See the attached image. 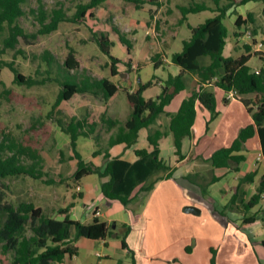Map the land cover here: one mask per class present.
<instances>
[{"label":"trees","instance_id":"16d2710c","mask_svg":"<svg viewBox=\"0 0 264 264\" xmlns=\"http://www.w3.org/2000/svg\"><path fill=\"white\" fill-rule=\"evenodd\" d=\"M104 1L79 2L71 15H68L62 6L47 11L41 3L36 8L30 9V13L38 22V28L34 32H27L19 23V18L25 14L22 7L25 0H0V37H2L3 47L15 49L20 39L23 41L36 39L38 35L57 30L61 22L78 23L85 19L87 14L92 17L94 13L91 10ZM129 1L135 3L136 7H139V2H144V0ZM211 1L213 6L204 2L178 6L182 19H186L188 13L204 10H210L213 15L194 26L187 25L190 30L189 37L182 40L181 49L173 52L170 57V61L177 65L180 71L176 75L168 74L161 83V91L157 96L147 99L143 96L144 90L153 84L155 76H152V79L146 83L139 82L132 92L126 91L131 110L123 122L119 123L117 119L106 117L104 111L100 113L99 118L95 115H88L89 112L79 117L71 115L67 119L55 116L61 112L62 104L71 100L75 94L90 93L95 98L100 97L106 102L119 88L108 77H95L85 73L79 76L74 75L73 73L80 67V61L74 57V51L70 48L63 64L58 65V72H62L60 76L62 80L56 77L55 81L59 83L60 89L45 117L55 118L56 124L69 135V147L73 158L76 159V169L73 173L75 182L89 173H97L101 177L106 176L108 179L101 183L103 195L109 200H118L123 205H127L137 194L150 191L157 181L171 178L173 176L171 167L159 156V139L165 133L158 128L148 130L147 140L151 149H135L136 159L133 162L117 156L110 157L108 151L105 150L103 152L105 162L102 169L100 166L85 161L76 146L78 137H88L91 131H95L101 124H105L108 129L114 127V132L106 141L107 146L117 143L132 145L137 140L138 131L154 124L156 118L165 113V106L176 94L186 88L185 74L196 78V87L181 101L177 111L169 114L168 130L173 135L177 160L184 158L182 141L185 137H191L196 105L209 112V118L205 122V131L208 128V122L219 114L216 110L213 87L225 93L234 92V98H238L251 114L252 122L242 126L228 146L214 150L205 161L209 162L212 167L238 171V164L244 160V156L237 152L242 150L244 143L255 135L259 138L261 154L264 157V65L258 73L251 70L247 64L251 57V45L249 44L245 45V53L238 57L223 54L228 35L227 26L223 22L227 10L232 6L243 5L249 1L264 2V0ZM262 11L264 14V8ZM247 18L253 22L252 13H248ZM245 22L240 16L235 20L237 26ZM112 30L129 52L132 42L125 32L114 24H112ZM92 38L101 51L110 57V75L119 74L117 63L120 60L110 54L113 42L108 35L104 32L98 34L92 31ZM255 54L262 56L260 51ZM41 57L48 67L45 72L49 73L55 59L47 49L43 50ZM158 57H160L158 53L152 56L155 68L161 62ZM13 64L12 61L5 62L13 73L14 82L18 85L31 87L51 79L49 76L38 79L32 75H25L19 72ZM247 94L253 96L246 99L243 95ZM224 102H227V98H224ZM98 153H101L100 149L93 151L94 155ZM43 163L42 155L35 148L7 138L0 140V253L10 255L9 264H56L66 256L75 254L76 248L72 242L77 238L103 239L112 233L110 227L97 217L89 223L71 218L68 211L73 206V202L58 209V213L62 216L60 219L49 215L31 200H5L4 190L7 184L4 180L6 178L28 176L40 179L45 174ZM254 175L255 171L251 170L239 178L225 206V209L243 213L244 223L254 222L263 216L258 213H249L254 205L264 200V170L258 179L256 191L247 196V185L253 181ZM186 178L193 181L192 174L187 175ZM218 178L213 175L207 183L214 182ZM47 183H52V180L49 182L47 180ZM200 187L204 190L206 186L200 184ZM76 197L80 198L81 193L73 196V198ZM121 244L124 248H128L124 237L121 239ZM261 245L264 248V238ZM210 251V264H215L216 250L210 247Z\"/></svg>","mask_w":264,"mask_h":264},{"label":"rangeland","instance_id":"374dc122","mask_svg":"<svg viewBox=\"0 0 264 264\" xmlns=\"http://www.w3.org/2000/svg\"><path fill=\"white\" fill-rule=\"evenodd\" d=\"M86 1L88 0H25L22 4L25 14L19 18V23L25 31L34 32L38 28V22L30 13V9H34L42 3L47 11L62 6L67 14L71 15L79 2ZM148 1L139 2V7H136L135 3L129 0H105L91 10L94 16L91 17L87 14L85 19L78 23L61 22L57 30L45 35H38L36 39L29 41L20 39L15 49L4 48L2 37H0V140L7 138L38 150L44 159L43 170L45 172L40 179L28 176L6 178L4 180L7 184L4 190L5 200H31L49 215L60 217L58 209L68 205L73 200V196L77 194L78 183L73 179L76 159L73 158L69 143L56 140L54 136L55 125H57L54 121L55 118L45 117L60 89L59 83L55 81L56 77L62 80L60 77L62 72H58V65L63 64L70 48L74 51V57L80 61V67L73 73L74 75L79 76L81 73H85L95 77H108L119 86V94L111 101L110 108L116 110L117 117L123 121L130 111L126 91L131 87H137L139 82L150 81L152 76L159 73L156 71L152 56L156 53L160 54L158 60L167 65L171 54L181 49V39L189 33L187 25L201 23L213 15L210 10H204L188 13L187 19H182L178 8L182 4L192 5L196 2H204L213 6L211 0ZM261 6L255 5L251 11L254 23L249 22L246 18L247 24L236 26L228 18H225L224 24L228 28L229 36L226 39L223 54L229 55L228 53H230L233 57H237L243 53L241 48L245 41L251 46L255 44V48L264 46V14ZM239 10H243V8ZM239 10L233 8L229 15H236ZM112 24L124 31L131 40L132 47L129 52L126 46L118 40L117 34L112 30ZM234 30L241 32L240 37L242 38L237 40L239 49L234 48L237 44H235L236 38L232 34ZM92 31L98 34L106 33L113 42L110 54L119 58L118 68L121 72H125L122 77L120 74L110 75V57L102 52L94 41ZM258 43H261V46H257ZM45 49L49 50L55 59L49 73L45 72L48 67L41 57ZM11 61L14 62L13 65L18 71L25 75H32L38 79L49 76L51 79L31 87L18 85L14 82L13 73L5 65V62ZM128 62L130 63L128 64ZM249 64L258 67L263 65L257 55L252 56ZM170 68H172V64ZM159 77L153 78L155 84L146 88L145 97L154 98L156 93H160L159 80L162 78ZM215 92L216 110L219 114L208 122V130L205 133L203 128L198 145H192L193 152L209 151L227 145L232 139L233 132L234 136L232 137L237 136V125H244L252 120L251 114L248 113L240 100L230 99L229 105L225 106L220 97V90L215 89ZM187 93L185 90L176 95L166 109L168 111L175 109ZM105 105L106 102L100 97L95 98L90 93L78 94L73 99L64 102L61 112L55 116L67 119L71 115L79 117L90 111L88 115H95L99 118L105 107V114H111V117H114L113 112ZM165 118V115L160 117L159 124L161 126L165 123ZM145 137L146 130L143 129L140 132L138 147L144 146ZM168 140L165 141L162 149V156L165 159L171 156ZM93 143L90 138L78 137L76 148L81 152L83 158L87 155L91 156L95 149ZM103 144H106L105 141ZM250 145L251 142L246 148H249ZM258 160H261L264 165L262 156ZM241 168L246 171L248 164L243 163ZM258 168H260L259 165ZM47 180L48 182L52 180V183H47ZM82 202L78 199L79 205ZM263 204L264 200L261 205ZM244 232L248 233V231ZM238 254L239 252H237V256H239ZM238 259L241 264H250L246 256H240ZM9 262L10 255L0 253V264H9Z\"/></svg>","mask_w":264,"mask_h":264},{"label":"crops","instance_id":"0c3cea01","mask_svg":"<svg viewBox=\"0 0 264 264\" xmlns=\"http://www.w3.org/2000/svg\"><path fill=\"white\" fill-rule=\"evenodd\" d=\"M150 1L152 2L153 0H149L148 2ZM255 5H262V10L264 8L263 1H249L243 5L230 7L227 10L226 18L234 24L238 16L245 21L248 13H252L251 11H253ZM233 8L235 10L243 8V10H239L236 15L231 16L229 14ZM247 19L249 22H252L249 18ZM252 23H254V19ZM243 24H247V21ZM190 25L194 26L193 24ZM254 31L255 30H253V32ZM188 32V35L182 38L181 42L183 39L189 37L190 30ZM240 33L241 32H236V30L232 33L236 38L235 44L237 40L242 38L240 37ZM228 36L229 31L227 37ZM246 44L248 43L245 41L242 48L240 47L243 49V53H245ZM254 45L251 46V57L247 62L253 71L260 70L264 65V59H261L264 58V46L262 45L261 48H255ZM257 46L259 45L257 44ZM234 48L239 49V44L237 43ZM259 51L262 56H257L262 61L263 65L261 67L250 65L249 61L252 59V56L256 55L255 52ZM228 54L229 55H224L232 56L230 53ZM171 64L172 68H170ZM117 70L121 76L125 74V72L119 70L118 63ZM156 71L159 73L154 75L155 78H158V76L162 78L159 80L160 86L168 74L176 75L179 73L180 68L171 61H169L167 65H164L163 61H161L158 67H156ZM184 77L186 88L183 91L187 90L188 93L181 101L196 87V78L194 76L185 74ZM153 84H155L154 80ZM135 88L131 87L128 92H132ZM212 89L215 94V89L218 88L213 87ZM118 94L119 92L117 90L106 101L105 106L113 112L112 115H114V117L112 118L117 119L120 123L124 120H120L117 117L118 112L110 108L111 101H113ZM158 94L159 93H156V96ZM220 94L225 106L229 105L230 99L234 98H230L228 93H225L223 90H220ZM77 95L78 94H75L73 98ZM252 96V94L243 95L246 99H250ZM224 98H227V102H224ZM180 103L171 111L166 109L167 104L165 106V113L159 115L154 124L147 128L140 129L136 142L130 146H126L124 143H117L111 146L103 144L104 141L106 143L109 136L114 132V127L108 129L105 124H101L95 131H91L87 138L93 140V145L95 147L94 151L100 149L101 153L94 155L92 152L91 156L87 155L84 159L85 161L93 163L95 166H100L102 169L105 162L103 158V152L105 150L108 151L110 157L117 156L133 162L136 159L135 149H151L147 140L148 130L151 128H158L165 133L159 139V156L171 167L173 176L157 181L150 191L137 194L127 205H123L118 200H109L103 195L101 183L107 180L108 177H101L97 173H89L81 177L80 180L77 181V185L80 186V190L77 191V194L81 193V197L73 198L71 201L73 202V206H71L68 211L69 216L83 223H89L94 217H97L110 227L112 233L103 239H90L87 237L77 238L72 242V245L76 248L75 254L66 256L61 262L56 264H210V247L216 250L215 264H241L238 259L240 256H246L250 264H264V248L261 245V241L264 238V204L261 205L263 200L249 210L251 213L263 215L251 223L243 222V213L236 210L225 209L233 193V187L237 184L242 175L251 170L255 171V175L253 181L247 185V196L252 195L256 191L258 179L264 170V165L261 160L257 161V159H260L259 156H262L258 136L255 135L248 139L244 143V148L237 152L244 156V160L238 164V171L230 168L212 167L210 163L205 160L214 150L223 146H228L235 138L232 137L234 136V132L231 136L232 139L230 143L227 145L209 151L193 152L192 145H198L199 136L203 128L204 133L208 130L207 128L205 131V122L209 118V112L196 105V116L194 124L191 127V137H185L183 139L182 153L184 158L178 161L175 155L173 135L168 130V125L170 121L169 114L175 113ZM129 108L131 110V105ZM83 115L84 114H82V116ZM162 115H165L166 118L165 123L161 126L159 120ZM106 117H111V114H107ZM248 123L249 121L244 125ZM244 125H237L236 135ZM55 127L54 136L56 140L69 143V135L62 131L58 125H55ZM143 129L146 130L145 144L143 147H138L140 132ZM167 139H169L168 144L171 156L165 159L162 156V149ZM97 141L98 143H95ZM250 142V147L246 148ZM79 153L81 154V152ZM81 156L83 157L82 154ZM243 163L248 164V169L246 171H243L241 168ZM258 165L260 168H258ZM209 172H211V175H209ZM189 174H192L193 181L186 178ZM213 175L219 178L214 182L207 183ZM200 184H205L206 187L204 190L201 189ZM78 199L83 201L81 205L78 204ZM187 205L196 206L200 210L199 213L186 212L184 208ZM95 210L99 212L98 215L93 213ZM58 218L61 219L62 216ZM244 231H248V233L245 234ZM122 237H124L128 248L122 246ZM237 252H239V256H237Z\"/></svg>","mask_w":264,"mask_h":264},{"label":"water","instance_id":"95a60500","mask_svg":"<svg viewBox=\"0 0 264 264\" xmlns=\"http://www.w3.org/2000/svg\"><path fill=\"white\" fill-rule=\"evenodd\" d=\"M121 75V74H120ZM122 77V76H121ZM184 210L186 212H191V213H199V208H197L196 206L194 205H187L185 206Z\"/></svg>","mask_w":264,"mask_h":264},{"label":"built area","instance_id":"2783aa9c","mask_svg":"<svg viewBox=\"0 0 264 264\" xmlns=\"http://www.w3.org/2000/svg\"><path fill=\"white\" fill-rule=\"evenodd\" d=\"M258 45L261 46V43H258ZM254 71H255L256 73H258V70H254ZM228 96H229L230 98H233V97H234V92L230 91V92L228 93ZM259 157H260V156H259ZM76 190H77V191L80 190V186H79V185L76 186ZM93 213H94L95 215H98V214H99V212H98L97 210L93 211Z\"/></svg>","mask_w":264,"mask_h":264}]
</instances>
